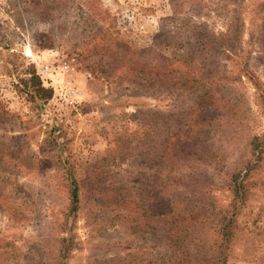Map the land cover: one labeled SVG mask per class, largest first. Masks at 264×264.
<instances>
[{
	"label": "rangeland",
	"instance_id": "obj_1",
	"mask_svg": "<svg viewBox=\"0 0 264 264\" xmlns=\"http://www.w3.org/2000/svg\"><path fill=\"white\" fill-rule=\"evenodd\" d=\"M229 8L227 0H0L5 264L65 263L60 251L68 241L67 264H166L175 254L170 221L152 210L159 189L172 190L165 177L177 171L154 155L170 150L168 133L186 128L189 111L203 110L207 96L201 135L211 157L188 165L198 181L181 185L176 197L211 198L227 210V172L246 162L252 137L264 140V16L244 10L238 54L188 62L180 44L185 22L226 33ZM32 66L54 90L39 105L15 84ZM158 70L156 86L143 80ZM194 81L206 88L196 91ZM155 111L163 115L154 118ZM69 166L81 185L72 216ZM253 180L232 264H264V174ZM177 210L184 213V205Z\"/></svg>",
	"mask_w": 264,
	"mask_h": 264
},
{
	"label": "trees",
	"instance_id": "obj_2",
	"mask_svg": "<svg viewBox=\"0 0 264 264\" xmlns=\"http://www.w3.org/2000/svg\"><path fill=\"white\" fill-rule=\"evenodd\" d=\"M231 4H233V8H229ZM247 7L252 8L255 12L259 10L260 14L264 16V0H227V8L232 14L228 19L227 32H222L219 36L205 24L195 25L185 22L183 25L187 27L189 33L180 44L185 48L184 61L214 59L225 51L238 54L245 31L241 18ZM262 28H264V24ZM172 44L176 45V43ZM149 73H152V69L149 70ZM159 77L160 71L158 70L155 77H148L143 80L152 85L154 82H160ZM16 78L18 79L15 83L17 87L37 105L52 98L53 88L44 85L41 75L34 66L27 69L24 74H17ZM196 83L197 85H194ZM196 83H191V87H195L196 91L200 87L206 88L203 82ZM153 86L156 85L153 84ZM208 100L209 97L207 96L201 101L200 105L203 110L189 111L191 119L186 128L168 133L166 141L170 150L157 151L154 155L158 159L156 164H159L161 159L164 160L166 157L167 162L173 165L169 168L177 171L173 174H167L165 177V182L169 181L172 184V190H168V187L162 185L163 187L159 189L157 194L159 197L158 208L155 211L152 210L155 215L169 218L170 221L171 227L167 230V234L170 236L175 254L168 257L166 264H232L239 257L240 253L237 249L243 241L244 228L240 223L239 215L248 205L252 185L256 184L254 180L252 181V177L254 175L262 177L264 174V140L255 135L249 143V157L246 162L242 166L235 167L231 172H227L224 181L227 185L228 197L231 199L226 211L220 208L219 201L216 203L211 198L205 200L192 198L189 200L187 195L182 199L176 197L181 185L190 186L198 181L196 179L198 177H195L191 171L192 167H189L190 171L186 170L188 165L191 162H198L197 160L201 159V155L211 157V152L202 143L204 139L201 135L207 131L205 121L207 107L210 106ZM206 108L207 110H204ZM153 115H155L154 118L159 119L163 113L155 111ZM156 126H158L157 123L155 126L152 125L155 129ZM67 181L70 195L69 216H72L76 215L81 206V185L73 166L67 167ZM261 184L264 185V180ZM143 188L147 191L144 186ZM123 197L122 199H124ZM136 202H134L135 206L147 213L148 209L141 207L144 203ZM179 205H184V213L177 210ZM186 213H188L186 215L188 220L185 217ZM150 224V222L147 223L148 226ZM207 227L210 229V234L203 232ZM70 245V241L63 244L60 253L65 257V263L60 261L59 264H67ZM5 260L0 255V264H5Z\"/></svg>",
	"mask_w": 264,
	"mask_h": 264
}]
</instances>
